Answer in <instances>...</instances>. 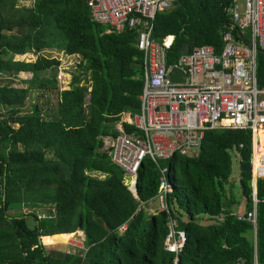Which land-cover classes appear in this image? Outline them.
Segmentation results:
<instances>
[{"label": "trees", "instance_id": "16d2710c", "mask_svg": "<svg viewBox=\"0 0 264 264\" xmlns=\"http://www.w3.org/2000/svg\"><path fill=\"white\" fill-rule=\"evenodd\" d=\"M19 1L0 0V264H173L174 254L164 249L167 219L145 209L157 192V167L150 158L143 162L136 206L123 171L102 148L101 136L115 134L119 114L139 111L144 78L137 32L106 33V26L92 20L86 0H35L31 7ZM226 4L179 0L156 14L152 37L162 41L172 35L168 66L184 42L190 49L208 44L220 51ZM49 48L80 57L66 90L58 91L55 79L38 77L59 65L56 57L40 54ZM25 53L36 54V60L7 56ZM257 55V79L264 87V51ZM89 78L90 88L84 89L80 83ZM30 90L40 96L58 91L51 113L38 101L24 110ZM234 147L240 151L239 184L248 211L251 174L242 169L250 166V131L208 130L198 156L174 155L162 162L173 186L169 201L187 216L178 222L186 241L177 264H253L254 258L264 264V177L256 188L255 243L251 223L238 221L228 212L230 201L224 202L222 185L232 174ZM259 153H264V135ZM219 214V222L197 223L201 216ZM79 223L86 249L49 251L41 242L42 235L64 233L43 240L65 243L72 236L65 233Z\"/></svg>", "mask_w": 264, "mask_h": 264}, {"label": "built area", "instance_id": "2783aa9c", "mask_svg": "<svg viewBox=\"0 0 264 264\" xmlns=\"http://www.w3.org/2000/svg\"><path fill=\"white\" fill-rule=\"evenodd\" d=\"M178 1L86 0L92 20L106 26L108 33L125 29L137 32L135 45L143 56L144 78L138 96L139 111L121 112L113 122L115 134L101 136L102 148L123 171L124 184L136 200L140 201L137 179L143 162L150 158L157 167L158 188L153 199L157 201V213L166 212L164 249L174 254L173 264H177L186 236L178 229L179 215L171 209L173 186L168 180V166L162 162L174 155L198 156L208 130L250 131L252 205L248 211L232 215L238 221L250 222L254 230L257 182L264 177V154L254 167L255 150L260 134L264 135V87L257 79V53L264 51V0H227L220 51L216 53L208 44L195 46L168 66L167 48L172 35L162 41L154 39L153 21L157 13L171 10ZM173 68L183 80L171 81ZM231 151L239 154L240 161L238 148ZM126 224L122 223L118 230L123 231ZM83 241L82 233L68 243L84 250ZM253 264H257L256 259Z\"/></svg>", "mask_w": 264, "mask_h": 264}, {"label": "rangeland", "instance_id": "374dc122", "mask_svg": "<svg viewBox=\"0 0 264 264\" xmlns=\"http://www.w3.org/2000/svg\"><path fill=\"white\" fill-rule=\"evenodd\" d=\"M19 2L21 4L31 7L33 2H35V0H22ZM40 54L45 55L47 57H56L57 59H59V65L50 70L40 72L38 74V77L40 79L41 78L55 79L57 82L56 89L58 91L66 90L69 87L70 81L73 78V76L78 73L77 65L79 63L80 57L76 54L67 55L64 53L62 49H57V48L44 49L43 51H41ZM7 56H10L14 60H26V62H30V60H36L37 58V55L33 53H25L23 55L8 54ZM88 81L89 82L87 84L84 81L81 82L80 86H82L84 89H89L91 85L90 78L88 79ZM15 86L21 87V84L16 82ZM56 91L55 90L50 91L51 95L46 93L40 96L39 91L30 90L26 98L24 110L28 111L31 105L38 101L40 105L41 104L43 105L44 113L45 112L51 113L52 108L54 107L52 97L53 98L56 97L57 95ZM232 162H233V166H232L231 177L222 185L223 194H224V202L228 200H232L236 203H239L238 205L235 204V205L230 206V208H232V210L234 211L239 210L240 212L243 213L245 211V200L242 197L241 188L239 184L240 162H239V154L236 151L232 152ZM145 209H146L147 214H151L150 210L152 212H157V201L155 199L150 200V202L145 206ZM171 209L172 211H175L179 215L180 219H182L183 221L187 220V216L185 212L179 209L175 202H173V206L171 207ZM20 211L21 213H27V210L25 208H22ZM9 213H14V212L9 211ZM26 219H27V222L31 224V220L28 217ZM200 222L204 223L205 221H203V219L198 218L197 223L201 224ZM70 242H73V237L70 239ZM47 249L49 251L51 249L61 250V251L70 250L71 252L77 251L76 247H74L73 245H66V242L64 244H62V242H58L55 244H49L47 246Z\"/></svg>", "mask_w": 264, "mask_h": 264}, {"label": "crops", "instance_id": "0c3cea01", "mask_svg": "<svg viewBox=\"0 0 264 264\" xmlns=\"http://www.w3.org/2000/svg\"><path fill=\"white\" fill-rule=\"evenodd\" d=\"M108 31V29L106 30V33H108L107 32ZM68 89V88H67ZM87 97V96H86ZM87 99V98H86ZM124 180H125V178H124ZM242 194V193H241ZM243 197V196H242ZM244 198V197H243ZM244 200H245V198H244ZM228 201H230V203H228V204H226V206H227V209H228V212H230L231 214H234V213H237V212H239V213H242V212H240L239 210H232V208H230V206H232V205H235V204H239V203H236V202H234V201H232V200H228ZM245 204H246V201H245ZM247 210H246V208H245V211L244 212H246ZM243 212V213H244ZM150 213L151 214H153L154 212H152L151 210H150ZM158 214V213H157ZM199 219H203V221H205L204 223H201V224H203V225H209V224H213V223H215V222H219L221 219H222V215H220L219 214V216H217V217H209V216H206V215H204V216H201V217H199ZM182 220V219H181ZM252 225V224H251ZM253 226V225H252ZM84 234V232H83V230L82 229H80L79 227H78V229H76L75 231H72V232H67V233H65V234H71L72 236L71 237H74V236H76V237H78L80 234ZM59 234H64V233H57V234H53V235H42L40 238H41V241L46 245V246H48L49 244H46L45 242H44V240H43V237L44 236H55V235H59ZM71 237L66 241V245H70L69 243H68V241L71 239ZM76 237H74V238H76ZM253 239H254V243L256 242V229L254 230L253 229ZM62 244H64V243H62ZM66 252H71L70 250H66ZM254 259H256V258H254ZM257 262V261H256Z\"/></svg>", "mask_w": 264, "mask_h": 264}, {"label": "water", "instance_id": "95a60500", "mask_svg": "<svg viewBox=\"0 0 264 264\" xmlns=\"http://www.w3.org/2000/svg\"><path fill=\"white\" fill-rule=\"evenodd\" d=\"M189 49H190L189 43L188 42H184L183 47L181 49V53H186V52L189 51ZM179 80H183V76L175 68H173L172 69V74H171V81L176 82V81H179ZM242 170L245 171V172L250 173L251 172V167L249 166V167H247L245 169H242ZM135 205L139 206L140 205V201L139 200H135ZM158 215H160L161 217L166 219V212L158 213ZM78 227L79 228L81 227L80 223H79Z\"/></svg>", "mask_w": 264, "mask_h": 264}, {"label": "bare ground", "instance_id": "6f19581e", "mask_svg": "<svg viewBox=\"0 0 264 264\" xmlns=\"http://www.w3.org/2000/svg\"><path fill=\"white\" fill-rule=\"evenodd\" d=\"M262 135H263V134H260V137H261ZM263 154H264V153H263ZM263 154H261V153L257 154V149L255 150L254 167H257V166H258L259 158H260V156H262Z\"/></svg>", "mask_w": 264, "mask_h": 264}]
</instances>
